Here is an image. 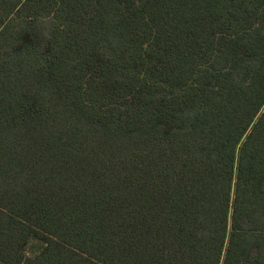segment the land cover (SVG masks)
Returning a JSON list of instances; mask_svg holds the SVG:
<instances>
[{
	"label": "trees",
	"instance_id": "1",
	"mask_svg": "<svg viewBox=\"0 0 264 264\" xmlns=\"http://www.w3.org/2000/svg\"><path fill=\"white\" fill-rule=\"evenodd\" d=\"M0 264H264V0H0Z\"/></svg>",
	"mask_w": 264,
	"mask_h": 264
}]
</instances>
